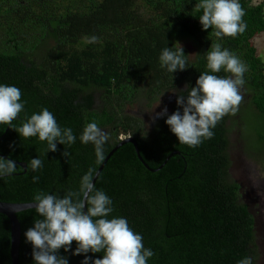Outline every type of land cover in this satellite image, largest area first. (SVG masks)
I'll list each match as a JSON object with an SVG mask.
<instances>
[{
  "label": "trees",
  "instance_id": "trees-1",
  "mask_svg": "<svg viewBox=\"0 0 264 264\" xmlns=\"http://www.w3.org/2000/svg\"><path fill=\"white\" fill-rule=\"evenodd\" d=\"M239 2L246 31L217 38L215 29H202V10L195 7L199 0H0V84L18 87L24 103L11 126L0 124V157L17 164L13 174L0 176V200L78 192L82 178L103 160L98 161L93 143L80 140L95 121L107 135L103 158L119 134H129L147 165L125 141L106 157L93 183L113 202L108 218H126L142 235L145 248L155 253L148 264H236L246 256L256 264L254 218L229 172V148L232 129L241 134L243 123L264 118V61L252 39L264 30V0ZM93 36L97 40L89 42ZM183 38L194 48L189 56L182 46L189 66L170 73L159 57L165 47L175 50ZM215 43L239 57L247 71L239 111L225 115L211 139L189 147L178 142L166 116L154 119L148 132L142 118L125 109L140 97L146 107L163 97L167 114L182 111L176 97L186 85L194 87L201 72L210 71L207 53ZM217 75L231 74L222 69ZM43 108L61 128L72 129L75 143L57 142V151L44 155L46 141L20 136L15 128ZM258 137L264 139V132ZM36 157L43 166L33 171L30 163ZM15 216L20 229L17 263L35 264L24 233L42 217L35 207ZM8 246V218L0 213V264H10ZM76 247L73 242L70 250H59L68 264L84 259V254H73ZM87 255L101 258L103 252Z\"/></svg>",
  "mask_w": 264,
  "mask_h": 264
},
{
  "label": "clouds",
  "instance_id": "clouds-1",
  "mask_svg": "<svg viewBox=\"0 0 264 264\" xmlns=\"http://www.w3.org/2000/svg\"><path fill=\"white\" fill-rule=\"evenodd\" d=\"M195 7L197 11L202 10L199 16L202 29H215L217 38L235 37L247 29L243 21L245 10L239 0H199ZM96 40L97 37L93 36L89 42ZM176 44L175 50L165 47L159 57L161 67H166L170 73L189 66L183 47L178 42ZM207 68L210 71L201 72L194 87L186 85L185 90L178 93L176 104L182 111L167 114L164 108L154 118L166 116L165 123L178 142L189 147H197L203 140L211 139L214 136L212 129L225 115H236L244 99L241 88L245 84L243 76L247 65L239 57L222 48L220 43H215L207 53ZM222 69L231 75H217ZM21 96L18 87L0 84V124L11 126L12 121L18 118L24 110ZM15 130L25 139L38 136L40 141H46L44 155L48 151H57V142L71 145L76 140L72 129L61 128L47 108L31 114ZM127 135L119 134L118 140ZM80 140L93 143L98 161L103 159L107 135L95 121L86 126ZM62 155L67 157L70 153L65 150ZM42 166L40 158L31 159L33 171ZM16 168L14 161L0 157V176L11 175ZM32 180L38 182L39 177L33 176ZM33 201L42 219H36L24 235L32 245L35 264H68V259L60 255L59 250H70L73 242L77 245L73 254H84L81 264H89L90 259L91 264H148V259L155 254L145 248L142 235L133 231L126 218H108L113 212V202L103 190L95 187L91 170L82 178L78 192H69L63 197L37 192ZM101 252V258L93 259L87 255ZM236 264H253V260L246 256Z\"/></svg>",
  "mask_w": 264,
  "mask_h": 264
},
{
  "label": "rangeland",
  "instance_id": "rangeland-1",
  "mask_svg": "<svg viewBox=\"0 0 264 264\" xmlns=\"http://www.w3.org/2000/svg\"><path fill=\"white\" fill-rule=\"evenodd\" d=\"M250 1L257 2L258 0ZM252 39L257 53L264 61V30L254 35ZM177 42L186 47L189 56L193 54L194 48L189 40L183 38L177 40ZM143 102L144 99L137 98V100L126 104L125 109L136 112L142 118L143 126L146 127L147 121L153 112H158L161 109L163 97H159L148 107ZM235 130L232 129L230 132L231 145L229 152L233 159L230 174L241 181L245 198L247 202H251L250 208L255 218V244L258 251L256 264H264V139L258 137L264 132V118L258 116L255 121L243 123L241 134ZM241 136L245 139V142ZM243 142L245 145H243ZM257 150H260L259 153L256 152ZM252 198L253 201H251Z\"/></svg>",
  "mask_w": 264,
  "mask_h": 264
},
{
  "label": "water",
  "instance_id": "water-1",
  "mask_svg": "<svg viewBox=\"0 0 264 264\" xmlns=\"http://www.w3.org/2000/svg\"><path fill=\"white\" fill-rule=\"evenodd\" d=\"M124 141H130L133 145L134 151L136 153V156L142 164L147 167L146 163L143 162L141 159L138 150H137V142L134 137L132 136H125L121 139L118 140V142L108 150L107 154L103 158V160L100 162L99 166L97 169L94 171L92 174V181H94L95 177L97 176L101 165L103 164L104 160L108 155L122 142ZM21 166L24 167L25 163L24 162H19ZM29 207H34V201H3L0 200V213L4 214L8 218V224H9V246H8V252H9V257H10V264H18L17 263V252H18V243H19V234H20V229H19V222L17 217L15 216V212L29 208Z\"/></svg>",
  "mask_w": 264,
  "mask_h": 264
},
{
  "label": "flooded vegetation",
  "instance_id": "flooded-vegetation-1",
  "mask_svg": "<svg viewBox=\"0 0 264 264\" xmlns=\"http://www.w3.org/2000/svg\"><path fill=\"white\" fill-rule=\"evenodd\" d=\"M160 108H161V110L162 109H164V108H166V109H168V106H167V100H164L163 101V104L160 106ZM160 112V110L158 111V112H153V114H152V116L151 117H149V120L147 121L148 122V124H147V126L145 127V129L149 132L150 130H151V128H152V125H153V123H154V118H155V114L156 113H159ZM230 160H231V163H230V165H229V172L231 173V167L233 166V159L231 158V156H230ZM236 179V178H235ZM236 181L238 182V190H239V192L241 193V196H242V198H243V201L246 203V205H247V208H248V210L251 212V214L253 215V212H252V210H251V206H250V204H251V202H247V200H246V198H245V195H244V193H243V189H242V183H241V181L240 180H238V179H236ZM251 201H253V198L251 199ZM253 218H254V215H253ZM254 225H255V218H254Z\"/></svg>",
  "mask_w": 264,
  "mask_h": 264
}]
</instances>
